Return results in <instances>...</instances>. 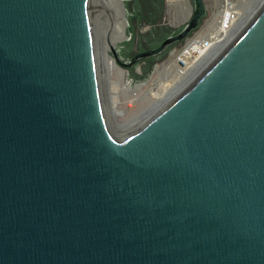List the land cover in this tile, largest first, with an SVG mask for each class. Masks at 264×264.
<instances>
[{"label":"water","instance_id":"95a60500","mask_svg":"<svg viewBox=\"0 0 264 264\" xmlns=\"http://www.w3.org/2000/svg\"><path fill=\"white\" fill-rule=\"evenodd\" d=\"M192 5L130 55L138 0H0V264H264V0L137 126L109 116L104 40L141 78Z\"/></svg>","mask_w":264,"mask_h":264},{"label":"rangeland","instance_id":"374dc122","mask_svg":"<svg viewBox=\"0 0 264 264\" xmlns=\"http://www.w3.org/2000/svg\"><path fill=\"white\" fill-rule=\"evenodd\" d=\"M203 1L207 10V14L202 18L200 26L192 33H190V35L186 39L170 46L168 50L161 55V57H159V54H157L156 57H154L155 60H148L149 69L146 70L143 74H142L141 65L146 64L147 61L146 60L140 61L139 64L135 67L134 72L142 75H136L132 73L130 75L141 78H137L134 80L132 77L128 78L129 75L128 68L120 65L119 66L116 65L113 59L112 61L114 62L116 67L110 68L109 59L103 57L106 100L110 113L109 116L113 125L116 123L117 124L125 123L127 121L132 122L133 119H136L139 116L136 120L132 122L133 123L132 125L129 124L130 126H128L126 124V126L128 127H126L125 129L134 128L139 124V122H141L147 116V115L141 116L143 113L142 107L145 106L146 104L145 99H136L133 102H130L128 101V99H131V97L127 96L124 92H122V89L125 88V85H127V83L133 87L136 86L137 84H141V86L137 89L139 97L142 96L143 91L148 89L149 87H151L154 91H156V89L158 90L159 86L162 83H166L167 78H169V77H163L161 75V69L163 68V66L173 61L176 58V56H178L182 52V50L187 45V42L193 36L202 32L206 26L209 27L211 26L210 27L211 29L212 25L215 24L213 23L214 18H218L217 16L218 12L222 11L226 7L228 8L230 3L231 5L235 3L236 4L242 3V1H254V2L258 1L257 4L259 3V0H203ZM163 2H164V13L161 24L164 26H166L167 24L168 27L167 26L166 27L168 30L172 31L171 29H176L177 27L181 26L189 19L193 6L192 0H163ZM149 27H150L149 24L142 23V25H139V27L137 26V31L140 33L147 32ZM219 34L223 35L224 33L222 31H219ZM120 35L121 37L123 36V31L120 32ZM136 45H137V39L134 38L132 48L136 47ZM121 71H125L124 78L121 77L122 76ZM114 81H117L116 83L118 84L120 83L121 85H123V87L117 89V86H115L116 83H113ZM115 95L118 96L117 100L115 99ZM115 109L122 110L124 114L116 113Z\"/></svg>","mask_w":264,"mask_h":264},{"label":"bare ground","instance_id":"6f19581e","mask_svg":"<svg viewBox=\"0 0 264 264\" xmlns=\"http://www.w3.org/2000/svg\"><path fill=\"white\" fill-rule=\"evenodd\" d=\"M260 1V0H259ZM258 1H242V3L229 5L222 11L217 13L218 18H214L213 23L218 24L219 30L223 31V35L218 36V40L209 48L206 52H200L193 57L190 55V51L187 52L189 47L191 46V42H188L185 46V50L176 56V58L171 61L169 64L164 65L161 69V75L167 78L166 83H162L159 86V89L154 91L151 87L143 91L142 96L139 97L137 89L141 86V84H137L136 86H131L127 83L125 88L122 89L127 96L131 97L128 101L133 102L136 99H145L146 104L143 106V115H148L149 112L152 111V108L161 103L165 98L171 95L176 89H178L183 83L186 82L195 72L199 70V68L221 47V45L229 38V36L237 29V27L245 20V18L251 13V11L255 8ZM231 4V3H230ZM108 1L104 2V6L107 8ZM233 10L235 14L230 19L229 23L224 25L223 19L225 17L226 12H230ZM216 16V17H217ZM212 25V24H211ZM211 31H215L214 26L212 25ZM117 30L114 28L113 35H117ZM109 44L104 40L102 43V62L103 57L109 59L110 68L116 67L114 62L112 61V57H110L107 53ZM110 48V46H109ZM104 66V64H103ZM104 70V67H103ZM176 70V71H175ZM121 77L124 78L125 71H121ZM114 81L113 83H116ZM115 86L118 88L123 87L120 83H116ZM115 99H118V96L115 95ZM154 109V108H153ZM116 113L124 114L122 110L115 109ZM149 111V112H148ZM147 112V113H146ZM139 117V116H138ZM137 117V118H138ZM136 118V119H137ZM136 119H133L136 120ZM132 121V122H133ZM131 121H127L121 124H114L117 128L125 129L126 127L132 125ZM120 123V122H119ZM140 123V122H139ZM126 124L128 126H126ZM130 124V125H129ZM129 129V128H128Z\"/></svg>","mask_w":264,"mask_h":264},{"label":"trees","instance_id":"16d2710c","mask_svg":"<svg viewBox=\"0 0 264 264\" xmlns=\"http://www.w3.org/2000/svg\"><path fill=\"white\" fill-rule=\"evenodd\" d=\"M138 1L140 4L141 13H142V15H140V23L141 24L147 23V24H149V26L151 28L149 27L147 32L139 33L137 31V26L135 25L136 24L135 22L137 19L136 15H132L131 23L134 26V31H135L134 38H136L137 34H138V37L140 35V38L143 39V41H144L141 44V46L144 49H147V48H150V44H148V43L156 40V38L154 36L162 38L161 33L163 31L168 32L169 34L172 33V31L168 30L166 26L161 24L162 19H163V13H164V2H163V0H153L156 4L154 2H152L151 0H138ZM160 25L163 29L160 27ZM150 29H152V33L154 34V36L151 33ZM142 34L144 35V37H142ZM145 38H147V39H145Z\"/></svg>","mask_w":264,"mask_h":264},{"label":"built area","instance_id":"2783aa9c","mask_svg":"<svg viewBox=\"0 0 264 264\" xmlns=\"http://www.w3.org/2000/svg\"><path fill=\"white\" fill-rule=\"evenodd\" d=\"M231 5V4H229ZM235 14L233 10H230V12H226L225 17L223 19V24L226 25L229 23L232 16ZM215 31H211L209 26H206L205 29L198 33L197 35L193 36L188 42H191L190 49L187 50L190 51V55L193 57L194 55H197L200 52H206L209 50V48L218 40V36H220L219 27L218 24H213ZM223 32V31H222ZM187 42V43H188ZM185 50V48L183 49Z\"/></svg>","mask_w":264,"mask_h":264},{"label":"flooded vegetation","instance_id":"af4514ba","mask_svg":"<svg viewBox=\"0 0 264 264\" xmlns=\"http://www.w3.org/2000/svg\"><path fill=\"white\" fill-rule=\"evenodd\" d=\"M135 23H136L135 25L138 26V25H137V20H136ZM139 25H140V23H139ZM137 33H138V32H137ZM139 33H140V32H139ZM136 39H137V45H136V47L131 48V50H130V52H129L130 55H134V54H136L138 51H140V49H139V37H138V34L136 35ZM140 41H141V44L144 42L143 39H141V38H140Z\"/></svg>","mask_w":264,"mask_h":264}]
</instances>
